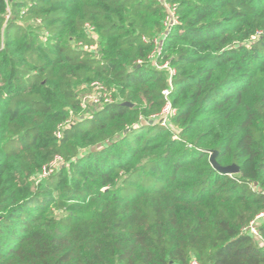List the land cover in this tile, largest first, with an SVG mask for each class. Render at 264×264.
Returning a JSON list of instances; mask_svg holds the SVG:
<instances>
[{
	"label": "trees",
	"instance_id": "1",
	"mask_svg": "<svg viewBox=\"0 0 264 264\" xmlns=\"http://www.w3.org/2000/svg\"><path fill=\"white\" fill-rule=\"evenodd\" d=\"M0 32V264H264V0H0Z\"/></svg>",
	"mask_w": 264,
	"mask_h": 264
},
{
	"label": "built area",
	"instance_id": "2",
	"mask_svg": "<svg viewBox=\"0 0 264 264\" xmlns=\"http://www.w3.org/2000/svg\"><path fill=\"white\" fill-rule=\"evenodd\" d=\"M164 6L169 12L168 17L166 18L164 24L166 29H171L173 26H176L179 24V20L176 17V7L175 5L166 4L164 3ZM11 17V11L8 8L7 14H6V20L8 21ZM94 28L90 25H86V31L93 35ZM158 43V42H157ZM2 49V46H1ZM160 70H166L169 72L170 78H172L175 75V70L171 69L168 65V63L158 67ZM171 83V81H170ZM95 90H101L103 87L99 83L93 84ZM101 95V94H100ZM164 98L166 100V105L162 109L161 113L157 115H152L151 118H149V121L156 120L159 124H161L163 127L171 128V119L176 115L177 111L173 107L172 103L170 102V91L165 90L163 92ZM87 103L93 104L94 106H104L105 104H113L114 101L110 97L104 96L102 99L101 96L99 97V94H92L90 96H86L83 99L82 107L86 108ZM59 135V134H58ZM176 137V136H175ZM62 163V160L57 158L51 165V167L48 169H44L42 172V178L48 176L52 169L58 167ZM264 222V213L260 214L255 220H253L250 225L244 230L245 233H249L258 243L259 247L264 250V237L261 235L259 231L260 224ZM189 264H200L196 259H193Z\"/></svg>",
	"mask_w": 264,
	"mask_h": 264
},
{
	"label": "water",
	"instance_id": "3",
	"mask_svg": "<svg viewBox=\"0 0 264 264\" xmlns=\"http://www.w3.org/2000/svg\"><path fill=\"white\" fill-rule=\"evenodd\" d=\"M151 123H153L151 121ZM217 152H214L211 157V163L213 167L223 175H237L240 173V168L237 165H231L228 167H222L216 161Z\"/></svg>",
	"mask_w": 264,
	"mask_h": 264
},
{
	"label": "rangeland",
	"instance_id": "4",
	"mask_svg": "<svg viewBox=\"0 0 264 264\" xmlns=\"http://www.w3.org/2000/svg\"><path fill=\"white\" fill-rule=\"evenodd\" d=\"M0 34H2L1 32H0ZM1 49V48H0ZM98 109H101V108H103V106H96ZM173 131V130H172ZM173 133H176V131L175 132H173Z\"/></svg>",
	"mask_w": 264,
	"mask_h": 264
}]
</instances>
